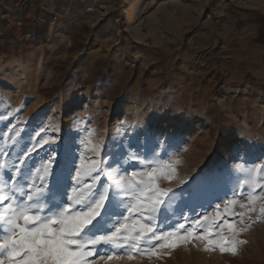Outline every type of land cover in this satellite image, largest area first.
Instances as JSON below:
<instances>
[{"label": "rangeland", "instance_id": "374dc122", "mask_svg": "<svg viewBox=\"0 0 264 264\" xmlns=\"http://www.w3.org/2000/svg\"><path fill=\"white\" fill-rule=\"evenodd\" d=\"M251 1L0 0V116L7 117L0 131L17 122L28 132L48 125L49 135L75 139L77 156H91L82 143L90 131L93 143L111 147L121 140L122 125L140 121L176 137L178 147L169 151L180 160L178 180L162 186L177 189L179 179L191 183L197 174L223 172L225 162L237 163L228 159L229 146L264 153V83L231 62L226 33L232 5ZM220 196L209 199L211 206L184 209V215L214 216L216 204L223 213L224 201L233 196L231 191ZM235 199L233 211L247 212L239 207L247 194ZM262 204L264 198L250 213L256 222L237 221L247 227L239 234L247 243L236 254L205 250L206 240L193 239L157 248L158 256L133 253L129 259L127 251L116 250L111 261L100 260V252L90 259L93 264H264ZM178 216L169 221L183 222ZM224 218L233 219L225 213L216 223ZM158 223L171 230L168 222Z\"/></svg>", "mask_w": 264, "mask_h": 264}, {"label": "snow or ice", "instance_id": "6c2138e0", "mask_svg": "<svg viewBox=\"0 0 264 264\" xmlns=\"http://www.w3.org/2000/svg\"><path fill=\"white\" fill-rule=\"evenodd\" d=\"M122 126L121 140L111 147L93 143L90 131L82 143L91 156H77L75 139L49 135L48 125L28 132L17 122L0 131V264H93L90 258L98 252L104 253L100 260L111 261L116 250L127 251L129 259L133 253L158 256L157 248L193 239L206 240L205 250L236 254L247 243L239 238L247 227L237 221L256 222L250 213L264 198V153L229 146L228 159L238 161L234 165L225 162L223 172L197 174L191 183L179 179V189L165 187L164 182L178 180L180 160L169 151L178 147L176 137L140 121ZM227 191L233 198L224 201L223 213L216 204L214 216L184 215V209L211 206L210 198L222 199L220 193ZM245 193L247 201L239 207L247 212L233 211L235 197ZM225 213L233 219L216 223ZM177 214L183 222L172 224L169 216ZM158 221L168 222L171 230Z\"/></svg>", "mask_w": 264, "mask_h": 264}, {"label": "crops", "instance_id": "0c3cea01", "mask_svg": "<svg viewBox=\"0 0 264 264\" xmlns=\"http://www.w3.org/2000/svg\"><path fill=\"white\" fill-rule=\"evenodd\" d=\"M241 7L233 4L229 13V56L233 64H241L252 78L264 83V0H252Z\"/></svg>", "mask_w": 264, "mask_h": 264}]
</instances>
